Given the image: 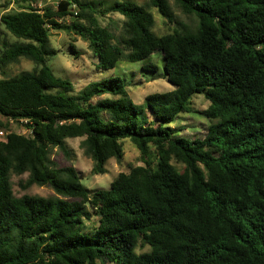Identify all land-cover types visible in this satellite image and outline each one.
I'll list each match as a JSON object with an SVG mask.
<instances>
[{
	"label": "trees",
	"instance_id": "16d2710c",
	"mask_svg": "<svg viewBox=\"0 0 264 264\" xmlns=\"http://www.w3.org/2000/svg\"><path fill=\"white\" fill-rule=\"evenodd\" d=\"M173 1L192 28L168 0L147 4L173 27L162 35L150 10L130 0L103 10L85 0H15L0 15L16 39L0 30V72L23 58L34 64L0 80V264H264V0ZM109 14L122 18L120 29L101 24ZM49 29L86 42L98 69L140 62L154 72L156 57L174 88L140 105L109 78L72 96L73 85L46 65L56 55ZM196 95L209 102L195 111L206 133L179 137L173 123ZM73 139L94 176L122 160L126 140L141 165L91 191L75 168L52 160L54 149L68 156ZM25 174L24 188L55 195L16 196L11 178Z\"/></svg>",
	"mask_w": 264,
	"mask_h": 264
},
{
	"label": "rangeland",
	"instance_id": "374dc122",
	"mask_svg": "<svg viewBox=\"0 0 264 264\" xmlns=\"http://www.w3.org/2000/svg\"><path fill=\"white\" fill-rule=\"evenodd\" d=\"M94 4L101 3V10L107 8L112 2L120 0H85ZM139 5L147 6L148 0H130ZM9 2L7 9H0V15L6 12L17 9L15 0H0V6ZM175 17L179 22L186 26L193 27L194 19L183 15L174 5L173 0H168ZM56 6L55 2L49 1L44 6ZM43 6V5H42ZM149 9V8H148ZM155 19L154 32L162 35L173 30L172 26L164 25L161 18L156 13L155 9H149ZM68 18L66 21L69 22ZM113 20L115 23H111ZM101 24L103 26L110 25V30L115 31L120 29L122 18L117 14H109L102 18ZM0 30H3L0 26ZM50 45L56 51V55L46 59V65L52 70L53 74L60 78L69 81L73 85L72 96H78L80 92L90 83L101 82L109 78H118L126 86L128 97L135 103L143 105L144 98L154 93H164L171 91L174 86L164 79V71L161 65V60L153 57L152 61L159 65L157 71L145 72L142 70V63H127L119 62L113 69L102 70L96 67L97 59L94 53L89 49L88 44L81 40L73 33H66L65 31H57L49 29ZM1 38L6 39L11 44L16 39L10 36L6 31H1ZM118 34V33H117ZM34 68L32 61L23 58L16 63L8 65L3 73L0 72V80L11 79L19 77L25 72H31ZM209 106V102L202 96L196 95L189 102V113L182 114L181 119L173 123L174 128H177V135L179 137H186L188 139L202 138L209 125L201 115L195 113L205 110ZM4 121V120H3ZM11 130L18 134H26V130L21 124L10 122ZM81 139L67 140V156L59 149H54L52 160L58 167L71 166L76 169L81 178V183L87 189L95 191L98 189H107L110 183L119 173H127L130 168L141 165L139 160V152L136 147L128 140L123 142L124 156L120 162L110 160L106 166L107 172L104 175L94 176L91 174L92 161L83 154L80 147ZM27 174L22 176H12L11 182L14 194L21 196L23 194L40 195L43 197H52L54 192L48 187L32 186L24 188L27 180ZM96 219L92 218V223ZM147 248H139L137 252H146Z\"/></svg>",
	"mask_w": 264,
	"mask_h": 264
},
{
	"label": "built area",
	"instance_id": "2783aa9c",
	"mask_svg": "<svg viewBox=\"0 0 264 264\" xmlns=\"http://www.w3.org/2000/svg\"><path fill=\"white\" fill-rule=\"evenodd\" d=\"M33 7H41V5H32ZM7 133L5 131L0 130V138L4 139L6 137Z\"/></svg>",
	"mask_w": 264,
	"mask_h": 264
}]
</instances>
